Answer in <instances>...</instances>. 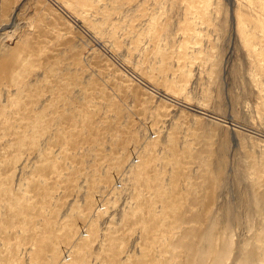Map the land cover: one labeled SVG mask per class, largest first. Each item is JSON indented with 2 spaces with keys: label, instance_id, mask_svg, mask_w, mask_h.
<instances>
[{
  "label": "rangeland",
  "instance_id": "obj_1",
  "mask_svg": "<svg viewBox=\"0 0 264 264\" xmlns=\"http://www.w3.org/2000/svg\"><path fill=\"white\" fill-rule=\"evenodd\" d=\"M230 1L0 0V264H264V11Z\"/></svg>",
  "mask_w": 264,
  "mask_h": 264
},
{
  "label": "bare ground",
  "instance_id": "obj_2",
  "mask_svg": "<svg viewBox=\"0 0 264 264\" xmlns=\"http://www.w3.org/2000/svg\"><path fill=\"white\" fill-rule=\"evenodd\" d=\"M229 2L232 3V1H230V0H229ZM256 2H257V6H258L259 8H261L262 11H264V0H256ZM231 7H232V6H231Z\"/></svg>",
  "mask_w": 264,
  "mask_h": 264
}]
</instances>
